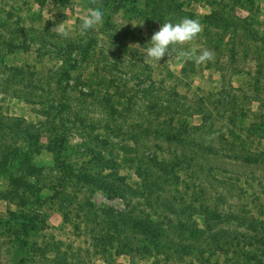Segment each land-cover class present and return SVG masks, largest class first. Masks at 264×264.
Returning <instances> with one entry per match:
<instances>
[{
  "label": "rangeland",
  "instance_id": "rangeland-1",
  "mask_svg": "<svg viewBox=\"0 0 264 264\" xmlns=\"http://www.w3.org/2000/svg\"><path fill=\"white\" fill-rule=\"evenodd\" d=\"M98 2L104 22L83 33L90 0H0V145L20 153L9 174L0 172V194L11 190L13 174L47 197L35 211L44 225L27 237L25 217L34 207L18 204L20 190L0 196V264H16L20 239L32 251L28 264H59L56 254L71 264H264V134L246 133L264 123V0ZM184 17L203 25L184 49H208L214 58L197 64L178 49L160 63L146 61L160 24ZM65 20L69 38L51 31ZM61 138L62 157L76 173L108 178L125 192L112 196L65 178ZM235 155L259 159L244 163ZM55 189L72 201L52 199ZM174 189L187 203L229 213L233 224L193 213L200 233L183 244L188 254L174 256L175 217L163 208L164 198L178 205ZM106 210L149 217L163 228L165 246L129 256L121 245L132 236ZM49 242L58 245L42 257Z\"/></svg>",
  "mask_w": 264,
  "mask_h": 264
},
{
  "label": "trees",
  "instance_id": "trees-1",
  "mask_svg": "<svg viewBox=\"0 0 264 264\" xmlns=\"http://www.w3.org/2000/svg\"><path fill=\"white\" fill-rule=\"evenodd\" d=\"M0 126L4 128L3 123H0ZM184 127V126H182ZM153 132L160 136H165L166 139H170V132L164 129H154ZM246 133H250L253 135H258L259 133L264 134V123L259 122L255 123L252 127H250L249 130H247ZM176 140L182 141L181 134L178 132L174 136ZM185 142H187L185 140ZM59 148L57 150V160H58V169L64 174V177L67 179H73L75 182L80 183L82 186L86 188L96 189L99 191H102L108 195L112 196H119L124 193V189L117 185L115 182L109 180L108 178H102V177H95V176H89L84 173H76L70 164L66 162V160L62 157L63 152L65 150L63 149L64 139L59 140ZM197 146L203 151L207 152L209 155H217L219 154L217 150H215L210 144H207L204 146V144L198 143ZM19 152L14 150L11 146L7 145H0V172L4 174H9L7 165L10 163L13 157L18 158ZM232 158L239 159L242 162H256L258 161V157H239L237 155L233 156ZM168 164L164 161H160L157 163V168L161 170H165L167 168ZM164 172V171H163ZM166 172V171H165ZM10 184H11V190H6L4 193H1L0 196L4 197H11L14 193H16L18 190L23 191L24 194L23 197H17L19 199L18 204L26 205V203L31 204L30 206L34 207L31 209V211L27 214L25 217L26 221V229L24 230V235L29 236L31 232L37 231L39 225L43 224V219H38L36 217L35 211L38 210L39 206H42L44 204V201L47 197H42L39 194L40 189L35 187L34 185L30 184L26 179L22 177H15L13 174L9 176ZM169 186L173 187L175 183L173 181H169ZM158 184L157 180L152 177V185ZM61 185V184H59ZM61 185L60 187H62ZM175 190V189H174ZM172 190L173 192V200H179L178 205L176 206L174 202L170 201L169 199L164 198V206L163 208L168 210V213L173 214L175 217V222L172 224V227L176 235L178 236L179 241L174 244L173 253L176 254L174 256L180 257L182 255L179 254L180 249H185L183 254L185 253L187 249H189V245L184 243L188 242L189 237H192V240L196 238V235L200 233L199 228L191 222V215L193 213H197L200 211H204L205 214L216 224H224V225H232V221L235 220V217L230 215L229 213H222L217 210L216 207H209V205L206 204V206L202 205H193L194 202H196V199L191 200L189 203L185 202V193L184 191L179 192L177 189ZM15 195V194H14ZM29 197L32 198V200L29 199ZM52 199L56 200H67L72 201V198L67 195L64 191V189L54 190L52 196ZM12 200V199H11ZM187 201V199H186ZM87 214L92 213L94 206L87 202ZM194 207V209H193ZM193 209V210H192ZM202 209V210H201ZM192 210V211H191ZM199 210V211H198ZM195 211V212H194ZM105 217L110 220L113 224L120 223L124 232L126 234L131 235L132 237L127 241V243H122L123 250H126L129 254V256H135L139 255L140 253L150 254L151 250L158 252L162 247L165 246V243H163L159 238H163V240H166V235L163 231V228L156 225L154 221H152L149 217H138L133 216L129 213L125 212H117L113 213L111 211H103ZM240 222L241 220L236 217ZM122 238L125 237H121ZM242 242H245L243 238ZM216 241L219 242L220 239L217 236ZM232 241V240H231ZM166 242V241H165ZM168 242V241H167ZM58 243L49 242L47 245L42 248L41 256L45 257L48 253H50L51 250H53ZM29 244L26 240L20 239L19 241V247L18 250L15 252L14 258L16 264H28V258L31 256L32 251L29 249ZM140 247L142 249H140ZM188 252V251H187ZM55 261L59 264H71L67 263L65 261L64 257H61L59 254L55 255ZM105 262L108 263L109 260L105 259Z\"/></svg>",
  "mask_w": 264,
  "mask_h": 264
},
{
  "label": "clouds",
  "instance_id": "clouds-1",
  "mask_svg": "<svg viewBox=\"0 0 264 264\" xmlns=\"http://www.w3.org/2000/svg\"><path fill=\"white\" fill-rule=\"evenodd\" d=\"M90 5L94 7L90 6L87 9V14L82 17L80 23V31L83 33L96 29L104 22L105 13L102 4L98 0H90ZM51 31L57 32L64 38L70 36L66 20L53 27ZM202 31L203 25L198 19L184 17L175 23L166 20L151 36L150 47L146 49L144 59L152 63H160L162 58L170 57L180 49L178 52L180 58L194 60L197 64L207 63L214 58V52L203 49L199 54H195L193 50L183 47L196 41Z\"/></svg>",
  "mask_w": 264,
  "mask_h": 264
}]
</instances>
